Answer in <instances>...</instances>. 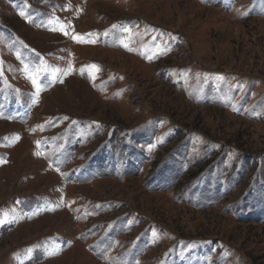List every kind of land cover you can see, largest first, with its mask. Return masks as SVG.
<instances>
[{
  "label": "rangeland",
  "instance_id": "1",
  "mask_svg": "<svg viewBox=\"0 0 264 264\" xmlns=\"http://www.w3.org/2000/svg\"><path fill=\"white\" fill-rule=\"evenodd\" d=\"M0 264H264V0H0Z\"/></svg>",
  "mask_w": 264,
  "mask_h": 264
},
{
  "label": "snow or ice",
  "instance_id": "2",
  "mask_svg": "<svg viewBox=\"0 0 264 264\" xmlns=\"http://www.w3.org/2000/svg\"><path fill=\"white\" fill-rule=\"evenodd\" d=\"M22 14H23V13H22ZM61 30L63 31V29H61ZM64 34H65V35H68L69 33H68L67 31H65ZM77 38H78V37H77ZM92 42H94V41H92ZM125 46H127V45H125ZM91 67H92L93 69H95L96 71L99 70V69H98V66H96V65H92ZM34 83H35V81H34Z\"/></svg>",
  "mask_w": 264,
  "mask_h": 264
}]
</instances>
